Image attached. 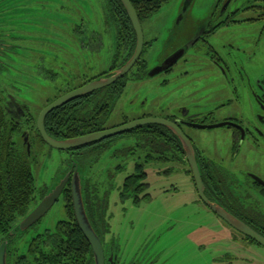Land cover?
<instances>
[{
  "label": "rangeland",
  "instance_id": "obj_1",
  "mask_svg": "<svg viewBox=\"0 0 264 264\" xmlns=\"http://www.w3.org/2000/svg\"><path fill=\"white\" fill-rule=\"evenodd\" d=\"M16 3L32 9L19 11ZM101 3V0H11L9 8L17 7L14 9L17 22H8V19H13L11 15L0 18L1 23L8 28H17L14 32L25 36L22 44L43 50L45 46L41 42L44 40L39 37H50L49 32L55 28L47 23L48 15L53 13L51 9L55 6L65 9H77L78 6L79 9V49L71 54L63 50L59 57L31 50L20 54L23 61L11 62L10 72L0 76V99L3 104L7 105V101L1 98L2 95L9 94L24 104L27 114L32 117L33 123L30 125H25L26 120L22 119L21 133L29 135L31 169L37 189L33 206L39 202L41 189L50 190L54 186L59 174L66 169L68 159L65 152L52 149L36 138L34 129L39 112L67 87L113 71L110 69L117 30L116 26L111 29L108 15L105 23ZM184 3L185 0H172L141 23L146 44L141 59L146 70L139 76L137 70L129 73L125 88L115 100L105 123L107 129L137 121L145 115L155 117V107L166 106L169 88L166 85L172 81L169 77H149L148 73L157 67L165 55L199 31L201 24L215 11L218 0H193L183 12ZM60 14L72 16L71 11L64 10L55 13L54 18ZM66 22L71 23L69 20ZM261 26L251 27V33L241 32L237 28L239 26L229 27L217 32L214 41L222 49L221 53L232 49L231 56H234L238 54L235 51L240 49L246 56L251 55L258 60L264 58ZM52 31L60 34L63 30ZM90 31L92 34L87 39ZM36 44L44 47L37 48ZM257 63L254 61L250 64ZM114 65L118 63L113 62ZM166 79L167 84H164ZM164 90H167V95H164ZM136 142L135 136L118 137L111 148L94 153L86 162L89 184L98 188L100 196H106L108 232L102 238L103 243L105 248L108 245L114 247L120 264H264L263 247L253 245L237 250L229 233L219 231L215 235L218 222L199 202L188 173L180 172L177 167L167 171L171 165L164 166L154 161L144 164L143 157L150 149H139L135 146ZM131 147L135 150L133 154L129 151ZM116 148L119 150L114 152ZM95 150L93 147L92 151ZM138 163L144 165L146 183L149 185L138 197L149 194V198L135 203L133 195L121 197V190L125 179L134 174V167ZM64 205L62 197L59 198L39 224L21 235L17 245L29 241L36 231L54 229L65 217Z\"/></svg>",
  "mask_w": 264,
  "mask_h": 264
},
{
  "label": "flooded vegetation",
  "instance_id": "obj_2",
  "mask_svg": "<svg viewBox=\"0 0 264 264\" xmlns=\"http://www.w3.org/2000/svg\"><path fill=\"white\" fill-rule=\"evenodd\" d=\"M10 3L11 0H0V18L5 15H11L13 19H8V22L11 24H13L12 22H17L15 20L16 11L14 9L17 7L19 11H27L28 8L32 9L18 3H16L17 7L9 8ZM48 5L49 4L46 6ZM72 6L75 5L73 4ZM37 10L41 11L40 9ZM64 10L71 11L72 16L67 15L64 17L60 14L58 18H54L55 13L63 12ZM51 11L53 13L48 15L50 18H47V23L51 27L54 26V29L63 31L60 34L56 32V34L52 31L54 29H52L49 32L51 34L48 35L50 37H39V39L44 40L41 43L45 47L41 44L36 45L37 48L44 47L43 50L22 44L21 41L24 40L25 36H22L19 32H14L18 30L17 28H8L5 24L0 22V76L10 72L9 64L11 62L23 61V58H21L22 55L20 54H24L31 50L34 52L46 53L48 56L59 57L60 52L63 50L71 54L75 52V49H79L80 24L78 19V6L77 9H65L63 6H55ZM17 19L21 20V18ZM67 20L71 21V23L66 22ZM24 21L26 20H23V22ZM261 24L264 33V0H218L215 11L209 14V19L204 24H201L199 31L195 35L189 36L181 46L170 54L165 55L157 64V67L161 66L165 60L178 52L181 56V58L168 69L154 76L155 78L169 77L170 81H172L170 85H166L169 86L167 89L168 91L164 90V95H167L166 91L168 93L166 106H156L155 110L157 114L155 117L145 115L141 117V119H162L177 126L189 140L194 151L206 199L222 207L234 218L264 238V58H258V60H256L251 55L246 56L245 52L240 51V49L235 51L238 54L234 56H231L232 49L227 50L225 53H221L222 49L218 48L219 46L214 41L216 33L220 30L222 31L229 27L236 28V26H239L237 28H239L241 32L251 33V27ZM91 34L92 32L90 31L88 33L89 36L87 35L86 38L90 39ZM145 45L144 40L143 51ZM30 47H32V49ZM10 54L14 57L10 56ZM254 61L259 62V64H250ZM139 62H142L141 58L129 73H132L133 70H137L138 76L144 73L146 65H143V68L142 65H138ZM118 68L114 69L112 72ZM112 72L108 75L106 72L104 75H100L91 80L88 79L77 86L67 87L65 90L59 92L58 96L43 108L73 90L79 89L98 79L109 77ZM129 73L117 82L126 81ZM167 81L166 79L164 84H167ZM117 82L109 87L115 85ZM125 85L126 82L124 88ZM104 89L106 88L69 102L75 106L80 103L84 104V102L86 104L93 101V99L104 101L103 104L100 103L98 105V108L93 114L95 116L96 114L103 115L98 116L99 123H101L100 126L92 132H90L91 128L85 130L83 133L84 135L79 137L110 130L105 127V123L109 118L115 100L119 98L120 94L115 98L110 111L107 112V96L111 94V90L102 91ZM98 91L100 92L96 93ZM3 97L7 101L10 115L24 119L27 123L32 121V117L27 114L24 104L18 102V100L9 96V94ZM11 99H13V102ZM88 108H90L88 112L94 111L95 109L91 107V105H89ZM104 114H106V116H104ZM78 118L80 119V117ZM92 119L93 118H90L87 121L90 122ZM125 124L128 123L124 122L122 125ZM163 128L167 131L166 140L169 141L173 147L168 146V148L165 147L167 151H164L165 149L162 150L163 142H161L160 138L163 133L157 130V143L159 145L156 149V154H154L155 157L145 162L144 155V164L154 161L164 166L171 165L167 171H172V169L177 167V170H180V172L190 175L194 185L189 164L178 138L170 130L165 127ZM217 129H224V131H218ZM128 133L79 149L61 151L68 154V159L66 161V169L59 174L57 181H60L66 174L70 173L69 180L64 190L69 189L71 194L72 176L74 172L77 171L80 174L81 185L83 186L85 181L88 180L86 177V162L88 158L96 152L102 153L107 150L104 148L107 147L106 142L108 140L112 139L109 144V148H111V146H113L112 142L116 138L129 135ZM176 140L179 142V148L178 146L176 147ZM41 141V143H44L42 139ZM93 147L96 148L95 151H92ZM118 150L119 149L116 148L114 152ZM131 150L134 149L131 147L129 151ZM134 152L135 150L131 151L132 154ZM226 161L228 164L224 165L223 163ZM144 173L147 178L145 171ZM57 183L58 182H56L55 185ZM143 183L147 184L146 179ZM147 186L149 187L148 184ZM147 188L141 194H143ZM194 189L197 194L195 185ZM48 191L49 190L41 189L40 193L44 192L47 194ZM62 194L59 198L62 197ZM147 195L149 196V194H144L141 198L137 196L138 202H140L141 199H148L149 197L144 198ZM198 200L218 222L215 235L219 234V231H223L227 234L229 233V238H231L237 250L245 249L253 245L260 246L228 226L223 220L217 217L199 197ZM35 226L36 224L31 228ZM102 245L104 252H106L105 254H107V256L105 255L106 263H111L114 260L116 262L118 258L117 256L114 257L111 253L113 249L110 245L105 248L103 241ZM110 257H112V260L109 262L108 259ZM115 262L113 263L115 264ZM118 264H120L119 259Z\"/></svg>",
  "mask_w": 264,
  "mask_h": 264
},
{
  "label": "trees",
  "instance_id": "obj_3",
  "mask_svg": "<svg viewBox=\"0 0 264 264\" xmlns=\"http://www.w3.org/2000/svg\"><path fill=\"white\" fill-rule=\"evenodd\" d=\"M101 1L103 3L101 4L105 23L107 22L108 15L111 29H114L116 26L117 30L113 62L118 63V65L113 66L112 64V68L110 69L112 71L130 59L136 46V39L131 23L119 0ZM129 1L140 23H142L172 0ZM138 65H142L143 67L144 63L139 62ZM124 84L125 81H120L102 90H111V94L107 96V112L110 111L115 98L123 91ZM3 96L1 98L4 99ZM93 101L86 104L85 102L84 104L80 103L75 106L69 103L48 114L44 123L47 134L55 140L62 141L84 135V131L89 128H91L90 132L95 131L101 124L99 123L98 116L103 115L96 114L95 116L93 114L98 105L100 103L103 104L104 101L97 99H93ZM89 105L95 108L94 111L88 112L90 109L88 108ZM6 107L7 105L3 104V100L0 99V243L4 241L8 243L7 264H93L91 248L74 219L69 189H65L62 194L65 204V217L56 224L55 228L36 232L29 241H25L23 245H17L21 239V235L28 233V231L20 233L17 226L39 202H36V205L33 206L37 189L35 177L31 169V156L27 154L23 137H21L23 135L21 133L24 124L23 120L10 115ZM90 118L93 119L88 122L87 120ZM32 123V121L30 123L26 122L25 125ZM157 130L163 133L160 138L161 142H163L162 150L165 149L164 151H167L165 147H173L166 140L167 131L163 127L156 125L144 126L128 133L137 138L136 147L139 149H150L145 154V162L155 157L154 154H156V149L159 145L157 143ZM34 131L36 138L42 142L36 131V125ZM111 141L112 139L106 142L107 147L104 149H109ZM176 144V147L178 146L179 148L180 145L177 140ZM134 171L133 175L125 179L121 190V197L133 195L136 198L135 203H137V196L148 186L143 183L146 179L143 165L140 163L136 164ZM44 195H46L44 192L40 193L39 201ZM82 196L89 222L102 242L105 232H108L105 218L106 196H100L98 188L90 185L89 180L85 181L82 186ZM148 197L147 195L144 198ZM31 207L34 208L31 210ZM110 247L113 249L111 253L116 257L114 247L112 245ZM105 255L107 256V254ZM113 262L106 264H114ZM115 264H118V259Z\"/></svg>",
  "mask_w": 264,
  "mask_h": 264
},
{
  "label": "water",
  "instance_id": "obj_4",
  "mask_svg": "<svg viewBox=\"0 0 264 264\" xmlns=\"http://www.w3.org/2000/svg\"><path fill=\"white\" fill-rule=\"evenodd\" d=\"M119 2L123 6L125 13L131 23L136 39V46L131 58L120 68L112 72V74L109 77L98 79L79 89L73 90L63 95L62 97L56 99L54 102L43 108L39 113L35 123L36 130L40 138L47 146H49L52 149L58 151H69V150L79 149L85 146H89L97 142H101L103 140L128 133L129 131H132L134 129L143 126L158 125L165 127L178 138L182 146L183 152L186 156V160L189 164V168L192 174V178L199 199L217 217L223 220L228 226H230L235 231L239 232L243 236L249 238L250 240L254 241L256 244L264 248V238H262L253 230H251L246 225H244L242 222L234 218L222 207H220L217 204L211 203L206 199L204 195V187L202 184L199 167L192 146L189 140L173 123H170L162 119L146 118V119L133 121L131 123L107 131H101L98 133H93L86 136L77 137L74 139L59 141L52 139L47 135L44 127V122L46 116L49 113L69 102L77 100L97 90H101L103 88L109 87L110 85L114 84L118 80L125 77L140 60L144 47V35H143L141 23L129 0H119ZM192 2L193 0H185L183 12H185L188 9V7ZM180 58L181 56L179 52L174 54L172 57L165 60L161 66L156 67L152 71H150L148 73V76L154 77L158 75L159 73L163 72L164 70L172 66ZM12 100L13 99H11V101ZM22 137H23V142L26 146L27 154L30 155L29 135L25 133ZM69 176L70 173L66 174V176L63 177L60 181H56L58 183L56 185L54 184V186L47 192V194L40 201V203L19 223L17 228L20 233L29 230L31 227H33L35 224L41 221V219L51 210V208L57 203L59 197L61 196L69 180ZM71 199H72L73 214L76 224L91 248L93 255V264H106V256L102 242L98 237V235L93 230L86 214V210L83 203V196H82L81 177L77 171L74 172L72 176ZM7 255H8V243L7 241H4L0 243V264H7ZM108 260L110 262L112 260V257H110Z\"/></svg>",
  "mask_w": 264,
  "mask_h": 264
}]
</instances>
